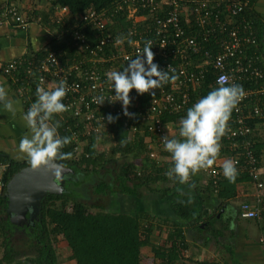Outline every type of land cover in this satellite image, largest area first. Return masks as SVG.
<instances>
[{"label": "built area", "instance_id": "built-area-1", "mask_svg": "<svg viewBox=\"0 0 264 264\" xmlns=\"http://www.w3.org/2000/svg\"><path fill=\"white\" fill-rule=\"evenodd\" d=\"M255 1L122 0V4L128 8V19L131 20L128 33L122 39L112 34L119 9L99 12L91 8L77 17L75 27L83 22L96 32L97 40L93 46L90 45L80 31H74V27L72 35L77 43L80 42L77 45L82 52L77 58L75 52L70 66H63L56 54L51 52L42 60L18 58L9 61L4 65L2 73L16 87L27 104V110L36 99L38 86L51 91L58 82L65 81L66 96L63 102L67 111L57 117L62 120L65 130H75V151H80V141L89 137H96L99 142L104 140V127L108 123L101 111L103 106L114 104L113 88L107 73L122 71L131 59L143 52L146 44H150L153 62L161 70L167 71L169 68L170 74H175L178 79L152 90L153 94H130L131 103L127 111L131 116H125L121 103L117 102L121 105L118 114L126 118L124 127L130 135L134 137L138 131L146 133L150 158H158V153L164 148V138L170 135V123H165L162 117L180 115L187 110L192 102L191 92L201 93L206 74L211 68L215 74L213 88L218 85L221 76H227V83L239 84L245 92L231 114L223 141H220V153L228 146L231 147L230 151L235 152L239 147L237 139L252 135L253 129L247 121L256 117L264 118V105H252L255 100L260 103L264 97V86L257 87L253 82L264 79V69L257 65L260 56H249L258 41L252 21L245 17ZM28 2L30 0H10L2 10L0 24L9 23L27 30L34 22L21 14V8ZM139 7L146 12L145 15L138 14ZM67 13V7L57 11L55 23L65 27ZM60 27L57 29L60 37L69 32L60 31ZM128 39L133 43L129 44ZM117 40L121 42L116 43ZM250 82L254 84L253 89L246 86ZM248 105H251V109L253 106V110H248ZM136 118H139L140 126L132 125ZM251 143V140L244 141L238 150L243 153L231 156L236 162L237 171L240 169L248 172L256 182L257 203L240 205L241 217L249 220L260 217L264 203V184L258 182L259 165L253 157ZM239 156L245 157L247 169L240 167ZM6 168L7 165L0 162V195L5 186L3 174ZM203 171L217 186L222 171L213 166ZM261 243L264 245V239Z\"/></svg>", "mask_w": 264, "mask_h": 264}, {"label": "trees", "instance_id": "trees-1", "mask_svg": "<svg viewBox=\"0 0 264 264\" xmlns=\"http://www.w3.org/2000/svg\"><path fill=\"white\" fill-rule=\"evenodd\" d=\"M30 2L36 6V9L29 8L27 11H21V14L23 13L26 17H29L31 22H34V18L39 15L37 5L51 2V9L44 14L46 22H49V25L53 22L52 27L58 29L61 26L60 31L69 32L61 34L60 38L47 44L40 52L33 54V57H25L29 59L42 60L49 53L54 52L63 66H70L75 52L76 58L82 52L77 45L80 42L77 43L76 38L72 35V29L78 23L77 17H80L91 8L99 12L119 9L112 29V34L116 37L124 38L131 25V20L128 19L127 15L128 8L122 4V0H30ZM63 7L68 8V13L65 14L64 19V22H66L65 27L55 23L57 19L56 13ZM138 10V14H146L140 7ZM245 17L252 21L257 32L258 41L257 45L250 50L249 56H260L257 65L264 69V19L254 12L253 6L245 13ZM77 30L93 46L97 40L96 32L85 26L83 22L74 28V31ZM253 82L257 87L264 86V79ZM214 83V70L210 68L208 74H206L201 93L191 92L192 102L190 107L198 98H201L200 96L206 95L211 90V87L213 88ZM254 84L250 82L246 86L253 89ZM112 93L114 92L112 91ZM134 93L136 94L135 90L130 92V94ZM260 103L264 105V97L261 98ZM120 108L121 105L115 102L112 105L103 106L101 111L102 115L107 117L106 123H108V126L104 127L105 135H108L109 139L112 137L109 142L114 144L110 151L107 149L104 151L98 150L99 145H105L102 142H108L105 135L106 139L102 142L97 141L96 137H89L84 141H80V151H75L77 146L73 141L75 130H65L62 120L58 117L55 118L59 122L58 134L61 137L70 138V143L62 149L65 154L62 162L64 167L72 172L66 179L61 195L50 194L43 199L38 220L34 221V225L30 226L29 229L21 230L22 227L14 226L10 223L6 214V185L15 174L31 166V163L17 164L8 157L0 155V162L7 165L3 174L5 186L0 195V240H2L0 251L3 252L2 257H0V264H61L56 252V245L61 241L67 243L71 250L70 261L75 264H141L145 258L142 251L144 247H152L155 252L156 264H172L187 251L186 240L189 236L185 233L186 226L183 221L188 220L190 211L185 205L173 202L170 210L179 221L161 218V223H156L158 216L152 215V213L143 209L142 200L146 193L152 195L161 194L164 196L163 198H167L175 189L184 186L185 188L194 189V192L200 197L208 196L207 200H202L206 205L209 202L212 203L214 196H217L218 200H222L223 206L224 203H229L230 198L233 197L232 195L237 194L238 184L248 178L251 182L256 183L248 175V172L240 169L237 171L238 174L235 181L229 182L222 175L218 178L217 186L203 170L192 176L190 181L184 184H181L178 180H170L165 173L170 170L172 164L171 166L159 164L162 154L155 160L150 158V151L146 143L147 134L138 131L134 137L131 136L124 127L126 118L120 117L118 114ZM249 109L253 110V106L251 109V105H248ZM186 111L180 115H164L162 119L165 123H179L180 119L185 116ZM109 116L113 118L111 121L108 120ZM138 120L139 118L134 119L132 125L140 126V120ZM247 124L253 129L252 135L248 138L241 137L237 139V144H239L237 151H230V146L225 147V150L231 156L241 155L243 152L238 150L244 145V141L251 140L253 157L259 165L264 162V132L261 133L259 130V126L261 124L264 125V118H251L247 121ZM221 141H223L222 138ZM116 154H121L124 157L130 155L133 160L118 167V170L113 169L112 181H108L101 171H107L108 164L114 162ZM237 158L240 162V167L247 169L248 163L245 157L239 156ZM148 161L151 163L150 165L147 164ZM139 164H141V167H139ZM213 167L222 171V167L217 164H214ZM200 174L203 175V179H207V182L202 181ZM91 178H94V181L97 182L95 189L97 196L114 193L120 194L121 200L123 196L122 204H124V210L122 212L112 214L106 211L105 206L102 204H89L87 200L89 197L91 198L90 195L84 194L85 197L80 198V193L70 191V186L80 187L85 185L87 180H92ZM260 181H262L261 178ZM89 186H91L90 183L87 187ZM251 202L244 203L253 204ZM262 207L264 208V203H262ZM93 209H100L101 211H94ZM261 212L264 214V210ZM262 213L259 218L252 220H258L263 217ZM200 220L206 225L203 229L208 236L217 240V237L222 235V232L220 233L217 229L218 225H222L217 218V214L210 213L204 220L202 218ZM164 227L167 229H164ZM190 229L186 231L190 232ZM198 229L199 225L194 226V230L197 231ZM161 232L169 233L167 241L170 247L168 249H163L158 245ZM19 240L29 243L30 249L34 251L36 256L26 257L24 260L16 259L18 252L14 244Z\"/></svg>", "mask_w": 264, "mask_h": 264}, {"label": "crops", "instance_id": "crops-1", "mask_svg": "<svg viewBox=\"0 0 264 264\" xmlns=\"http://www.w3.org/2000/svg\"><path fill=\"white\" fill-rule=\"evenodd\" d=\"M9 2L10 0H0V18L3 8ZM25 5L27 9H36L32 2ZM51 7V2L37 5L39 15L34 18V23L25 31L9 23L0 24V83L6 84L9 99L15 101L18 108L16 115L13 116L0 106V155L8 157L17 164L30 163L28 157L18 147L21 138L28 133L26 122L23 120V114L27 111V104L16 87L12 85V82L3 75L2 69L9 61L33 57V54L40 52L47 44L60 38L57 35L56 27L51 26L53 22L49 25V22H46L44 18V14L48 13ZM253 10L264 19V0H257ZM252 105L260 106L261 103L255 100ZM262 124L259 126L261 133L264 132V125ZM178 127V124L170 123V137L178 138ZM222 152L215 163L220 167L224 160L231 159V154L225 148ZM158 157H160L159 164L162 166L173 164L170 154L164 148L161 149V153H158ZM260 173L264 183V162L261 164ZM200 178L203 182H207V179H203L202 174H200ZM248 179L238 184L237 194L232 195L229 203L223 202V206L222 200H218L217 196H214L213 200L211 199L212 203L209 202L206 205L202 200H207L208 196L200 197L194 192V189L184 186L175 189L167 198H163L164 196L161 194L144 195L143 209L158 216L156 223H161V218L179 221L170 210L173 202L185 205L190 211L188 220L183 221L186 230L192 228L190 232L185 230L186 235L189 236L186 240L187 253H183V256H180L172 264H264V245L260 242L261 238L264 237V216L258 220H248L240 216L242 203L252 201L251 203L255 204L257 200L254 183ZM113 202H119V200L116 198ZM123 205L121 203L117 208L115 207V211L111 209L108 212L112 214L122 212L124 210ZM210 213L217 214V218L222 224L217 227L219 232H222L217 240L206 234L203 229L206 225L200 220L201 218L204 220ZM196 225H199L197 231L194 230ZM164 229L167 228L164 227ZM168 234L161 232L158 245L163 249L170 247L167 241ZM142 251L145 258L141 264H149L150 262L156 264L155 252L152 247H144Z\"/></svg>", "mask_w": 264, "mask_h": 264}, {"label": "clouds", "instance_id": "clouds-1", "mask_svg": "<svg viewBox=\"0 0 264 264\" xmlns=\"http://www.w3.org/2000/svg\"><path fill=\"white\" fill-rule=\"evenodd\" d=\"M128 43L131 44L133 41L128 39ZM168 69L167 71L159 69L153 62L150 44H146L143 52L131 59L123 71L107 73L114 92V102H109L121 103L124 115L131 116L132 114L127 111L131 103L130 92L135 90L138 95L153 94L152 90L175 82L178 77L170 74ZM228 79L227 76H221L219 81L224 83L218 81L215 88L187 109L185 116L179 121L178 138H164V149L173 161L170 170L165 173L170 180H178L181 184L187 183L192 176L217 162L221 149L220 141L228 130L231 114L245 95L241 85L227 83ZM65 96L66 82L63 80L51 91L38 86L35 101L23 114L28 133L21 138L18 147L28 157L33 167L46 165L57 157L65 158L62 149L70 143V138L58 134L59 122L55 119L67 111V106L63 102ZM0 106L13 116L18 111L16 102L9 99L4 83H0ZM112 119L111 116L108 117L109 121ZM221 167L223 176L229 182L235 181L238 174L236 162L226 159ZM260 170L261 164L258 171L261 178ZM254 186L257 190L256 183Z\"/></svg>", "mask_w": 264, "mask_h": 264}, {"label": "water", "instance_id": "water-1", "mask_svg": "<svg viewBox=\"0 0 264 264\" xmlns=\"http://www.w3.org/2000/svg\"><path fill=\"white\" fill-rule=\"evenodd\" d=\"M71 172L57 157L46 165H31L15 174L6 185V214L10 223L24 227L38 220L43 199L50 194L61 195Z\"/></svg>", "mask_w": 264, "mask_h": 264}, {"label": "rangeland", "instance_id": "rangeland-1", "mask_svg": "<svg viewBox=\"0 0 264 264\" xmlns=\"http://www.w3.org/2000/svg\"><path fill=\"white\" fill-rule=\"evenodd\" d=\"M25 10H27V6H23L21 8V11H25ZM105 136H104V139L107 138L108 142H106V141L102 142L106 146L105 145H99V148H98L99 151H104L106 149L108 151H110V148L114 147V144L109 142V140L112 137L109 139V137H107L108 135L106 136V138H105ZM170 136L171 135H169L168 138H172L173 137V136L172 137H170ZM146 141L148 142L149 138H147ZM110 157H112V156L110 155ZM114 159H115V160H113L114 162H111V163L108 164L107 169H106L107 171H101L102 175H104L105 179H107L108 181H112L111 177L113 176V173H112L113 169L118 170V167L123 166L126 163H128L129 161L133 160L132 156L128 155V156L124 157L121 154H116L114 156ZM147 164L150 165L151 163L148 161ZM139 167H141V164H139ZM91 179L92 180H90V181L87 180V183L85 185H81L80 187L79 186L78 187H71L70 186L69 187L70 191H74L75 193H78V194L80 193V198L85 197L84 194H86V195L88 194V195L91 196V198L89 197L88 200H87L89 202V204H91V203L102 204L103 206H105L106 211H109L111 209H113L115 211V207L117 208V206L121 205L122 200H123V196H122V200L119 197V196H121L120 194H114V193H109L108 195H105V196L104 195L97 196L96 193H95V189L97 187V182L94 181V178H91ZM89 183L91 184V186L87 187V185ZM73 188H76V189H73ZM146 194H148L147 196L151 195L149 193H146ZM116 198L119 200V202H113ZM94 211H101V210L100 209H95ZM0 243H2V240H0ZM14 246H15V249L18 252V256H19V257L17 256L16 259L24 260V259H26V257H32V256L34 257V256H36L34 251L30 249L29 243H27L25 241L19 240V241H17L14 244ZM56 252H57V256H58L59 262L61 264H75L74 262L70 261L71 250H70V248L68 247V245H67V243L65 241H61L60 243H58L56 245ZM2 255H3V252L0 251V257H2ZM146 264H148V263H146ZM149 264H151V262ZM152 264H154V263L152 262Z\"/></svg>", "mask_w": 264, "mask_h": 264}, {"label": "flooded vegetation", "instance_id": "flooded-vegetation-1", "mask_svg": "<svg viewBox=\"0 0 264 264\" xmlns=\"http://www.w3.org/2000/svg\"><path fill=\"white\" fill-rule=\"evenodd\" d=\"M7 217H8V216H7ZM36 221H37V220H36ZM36 221H35V222H36ZM33 225H34V222H32V223L29 224V225H25L24 227L21 228V230H22V229H25V228L29 229L30 226H33Z\"/></svg>", "mask_w": 264, "mask_h": 264}]
</instances>
